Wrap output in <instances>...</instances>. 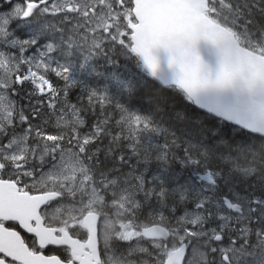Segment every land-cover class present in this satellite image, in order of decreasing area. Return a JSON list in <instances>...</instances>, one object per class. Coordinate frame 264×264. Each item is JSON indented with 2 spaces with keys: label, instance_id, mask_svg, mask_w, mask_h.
<instances>
[{
  "label": "snow or ice",
  "instance_id": "snow-or-ice-1",
  "mask_svg": "<svg viewBox=\"0 0 264 264\" xmlns=\"http://www.w3.org/2000/svg\"><path fill=\"white\" fill-rule=\"evenodd\" d=\"M17 13L71 23L86 60L139 57L162 90L255 142L177 135L95 90L73 103L68 67L0 49V264H264V0H24Z\"/></svg>",
  "mask_w": 264,
  "mask_h": 264
},
{
  "label": "trees",
  "instance_id": "trees-1",
  "mask_svg": "<svg viewBox=\"0 0 264 264\" xmlns=\"http://www.w3.org/2000/svg\"><path fill=\"white\" fill-rule=\"evenodd\" d=\"M88 62L85 79L81 81L84 83H80L70 92L69 98L73 103L75 97L85 90H95L107 93L115 102L137 110L140 114L153 115L177 135L202 131L207 134L209 140L213 139V133H216L230 138L234 143L255 142L253 134L225 123L221 124L220 120L187 104L181 95L171 89L162 90L160 83L144 73L139 59L135 56L114 54L108 59L98 56ZM52 80L63 85V82L56 78ZM177 113H181L183 119L178 118ZM85 119L89 121L91 117L86 116Z\"/></svg>",
  "mask_w": 264,
  "mask_h": 264
},
{
  "label": "flooded vegetation",
  "instance_id": "flooded-vegetation-1",
  "mask_svg": "<svg viewBox=\"0 0 264 264\" xmlns=\"http://www.w3.org/2000/svg\"><path fill=\"white\" fill-rule=\"evenodd\" d=\"M23 3L24 0H0V25L7 31L5 37H0V44L4 42L27 48L31 59L45 57L57 66L75 65L76 62L84 64L85 51L74 42L71 23H61L47 16L25 19L17 13V8ZM50 46L52 51L49 52Z\"/></svg>",
  "mask_w": 264,
  "mask_h": 264
},
{
  "label": "water",
  "instance_id": "water-1",
  "mask_svg": "<svg viewBox=\"0 0 264 264\" xmlns=\"http://www.w3.org/2000/svg\"><path fill=\"white\" fill-rule=\"evenodd\" d=\"M198 51H199V54L204 59V61L210 67L216 68L218 66V63H219V52H218L217 48L214 45H212L211 43H209L207 41H201L199 43V45H198ZM154 54L158 57V59L160 61L161 74L167 79H174L175 75H176V70H174L170 66V58H169L168 53L165 50H163V49H158V50L154 51ZM141 62H142V65H143V61L142 60H141ZM201 110L205 111L204 109H201ZM217 118H219V117H217ZM224 121L245 129L243 126L238 125L235 121H229L227 119H225Z\"/></svg>",
  "mask_w": 264,
  "mask_h": 264
},
{
  "label": "rangeland",
  "instance_id": "rangeland-1",
  "mask_svg": "<svg viewBox=\"0 0 264 264\" xmlns=\"http://www.w3.org/2000/svg\"><path fill=\"white\" fill-rule=\"evenodd\" d=\"M16 48H18L17 46H15ZM15 47H13L12 45H10V44H7V43H5V45H4V42H1V45H0V49H5V50H8V49H13V50H15L16 48ZM28 53V49L26 48V49H22V54L25 56L26 54Z\"/></svg>",
  "mask_w": 264,
  "mask_h": 264
},
{
  "label": "bare ground",
  "instance_id": "bare-ground-1",
  "mask_svg": "<svg viewBox=\"0 0 264 264\" xmlns=\"http://www.w3.org/2000/svg\"><path fill=\"white\" fill-rule=\"evenodd\" d=\"M6 14H7V12H6ZM1 19H2V18H1ZM11 23H12V22H11ZM8 26H9V25H8ZM11 32H12V31H11ZM14 38H15V37H14ZM4 39H5V38H4ZM12 44H13V43H12ZM78 83L80 84V83H84V82H81V81H80V82H78ZM82 86H83V85H82ZM24 103H26V101H24Z\"/></svg>",
  "mask_w": 264,
  "mask_h": 264
}]
</instances>
